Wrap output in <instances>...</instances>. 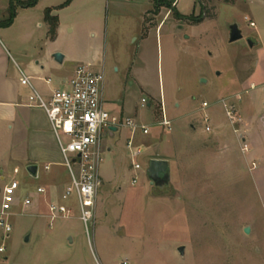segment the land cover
<instances>
[{"label": "rangeland", "instance_id": "rangeland-1", "mask_svg": "<svg viewBox=\"0 0 264 264\" xmlns=\"http://www.w3.org/2000/svg\"><path fill=\"white\" fill-rule=\"evenodd\" d=\"M53 1L59 5L67 0ZM186 1L195 7L196 16L203 13V22L194 26L166 23L146 37H141L139 29L129 38L134 28L126 18L114 16L111 0L103 4L100 19L80 0L61 8V15L76 33L87 30L98 17L107 34L105 72L126 112L148 110L141 106L142 97L154 104L153 98L160 100L165 93L170 101L178 98L182 107L189 101L193 110L206 102L209 106L199 114L214 113L232 123L220 96H226L224 88L236 74L241 76L245 61L264 50V0H202L203 9L199 0ZM233 23L239 24L244 35L259 34L261 45L247 54L249 49L240 47L245 39L230 42ZM132 60L144 86L131 84L128 65ZM159 108L155 104V121L162 118ZM160 128L154 126L153 132ZM125 143L122 139L112 155L104 153L94 225L87 230L77 219L80 211L73 196L68 202L72 215L56 219L46 230L55 234L68 228L74 242L50 252L43 235L37 236L35 230L31 242H13L17 218L12 217L13 230L5 240L0 229V245L11 253V262L19 263L27 255L34 259L45 248L44 264H264V206L248 171L241 170L245 151H234V172L228 178L221 171L225 160L221 162L209 150L192 149L175 162L171 181L155 186L142 176L137 184H130L126 170L132 164ZM64 175L70 184L67 168ZM38 184L45 183L35 179ZM247 226L250 234L244 232ZM181 246L183 255L178 251Z\"/></svg>", "mask_w": 264, "mask_h": 264}, {"label": "crops", "instance_id": "crops-1", "mask_svg": "<svg viewBox=\"0 0 264 264\" xmlns=\"http://www.w3.org/2000/svg\"><path fill=\"white\" fill-rule=\"evenodd\" d=\"M25 1L27 0H0V203L5 185L11 180L19 181L17 202L10 216V222L12 217L17 218V235L12 239L13 242L27 244L36 233L41 238L43 235L50 252H56L55 248L58 246L74 242L73 234L63 227L64 224L63 229L55 234L46 230L54 223L51 222L49 203L60 201L63 191L69 185V178L64 175L66 167L48 117L43 109L28 105L30 88L22 84L21 80L24 75L28 76L34 88L48 98L53 91L65 86V82L72 77L79 64H89L104 71L106 77L103 98L112 115L132 118L150 128L146 135L141 132L134 135V144L142 146L144 152L137 159L141 169H135L131 165L132 169L126 170L130 184H137L141 176L148 179L146 168L152 159L166 160L170 165L172 177L175 162L192 149L209 150L212 156L218 160L221 158V162L225 160L221 171L229 178V174L234 172V151L241 150L245 151V164L241 170L248 171L264 206V50L258 55L254 54L248 62L245 61L243 74H236L237 77L229 82L227 89L224 88V91H227L226 96L219 93L221 101L227 107L230 105L229 108H234L238 114L239 120L234 124L214 113L212 116L208 112L205 115L199 114L209 106L206 102L202 103L201 109L193 110L189 101L182 107L178 98L170 101L165 93L160 95V100L153 98L156 100L154 104L147 99L148 110L144 108L142 112H126L125 103L120 100L105 72L107 34L106 30L101 29L98 17L101 18L102 6L109 0H80L81 6L86 7L93 15L98 14L87 30H81L80 33H76L74 26L70 27L64 22L60 8L63 3L58 5L53 0H38L30 7L18 5L19 2ZM77 1L72 0L68 6L76 4ZM111 1L114 5V16L126 18L134 28L129 38L139 29L142 30L141 37H146L152 29L158 32L166 23L173 26H194L205 20H192L196 16L195 7L189 6L186 0H166L165 5L157 3L156 0ZM11 3L16 6V15L12 24L2 26L1 22L8 18ZM47 9L51 10L52 15H57L59 20L54 39L50 38L49 26L45 21ZM86 37L91 39L88 38L87 41ZM243 39L245 44L242 43L240 47L249 49L247 54L261 45L259 34L253 37L243 33L240 40ZM248 39L253 40L254 46L248 44ZM56 52L64 55L61 63L54 59ZM135 63L136 60H132L128 65L133 79L131 84L144 86L146 83L141 74L134 72ZM47 79H50V82ZM228 101H231L230 104ZM155 104L160 106V118L162 109H165L166 116L172 121L171 131L153 119ZM154 126L162 128L153 132ZM131 135L127 127H113L111 131L106 132L103 137L105 154H114L123 139L126 141L125 148L131 160V151L127 146ZM244 148L246 149L243 150ZM29 165L38 166L37 177H32L27 172ZM46 166L49 168L46 169ZM100 174L103 181L101 170ZM35 179H40L45 184L35 185ZM39 187L44 188L45 193H38ZM28 197L32 198V205L23 210V201ZM97 198L98 192L95 218ZM70 208L71 216L72 207ZM79 216L77 214V219L81 221ZM11 224L13 227L12 222ZM251 227L254 228L252 224ZM43 253H46L45 248L36 253L34 259L27 255L21 263H16L11 262V253H7L5 248L0 251V264H44Z\"/></svg>", "mask_w": 264, "mask_h": 264}, {"label": "built area", "instance_id": "built-area-1", "mask_svg": "<svg viewBox=\"0 0 264 264\" xmlns=\"http://www.w3.org/2000/svg\"><path fill=\"white\" fill-rule=\"evenodd\" d=\"M250 25L255 26V23L250 22ZM47 81L50 82V79ZM21 82L30 88L28 105L45 111L57 138L63 164L71 178V183L63 191L60 201L49 203L51 222L70 216L71 208L68 202L75 196L80 211L79 218L88 230L89 225H94L96 197L102 183L100 168L104 161L105 133L111 131L113 127H127L132 134L127 142L131 151L132 165L135 169H141L142 166L137 159L143 154L144 148L140 145L136 146L133 139L136 132L146 135L150 128L132 118H119L109 112L103 98L105 73L92 65H77L72 77L65 82V86L53 91L48 98L34 88L28 76L24 75ZM147 103V98L143 97L141 106L144 107ZM225 106L231 122L236 123L239 120L236 110L227 107L226 104ZM159 125L169 131L172 130V121L166 116L164 108ZM48 168L46 166V169ZM133 182H136V178ZM19 188V181L11 180L2 191L0 229L3 231V240L13 230L10 216L17 202ZM37 192L45 193V189L39 187ZM88 199L90 202L87 201ZM32 202L31 197L25 198L23 210L31 206ZM4 250L3 244L0 251Z\"/></svg>", "mask_w": 264, "mask_h": 264}, {"label": "water", "instance_id": "water-1", "mask_svg": "<svg viewBox=\"0 0 264 264\" xmlns=\"http://www.w3.org/2000/svg\"><path fill=\"white\" fill-rule=\"evenodd\" d=\"M243 38V32L240 28L238 23H233L229 27V41L235 42ZM248 44L250 46H254V42L251 39H248ZM54 59L57 62H62L64 59V55L61 52H56L54 54ZM202 82H205L206 80L203 78L201 80ZM27 172L32 177H37L38 174V166L36 165H29L27 167ZM146 174L147 177L150 180L151 185L157 186L159 183L162 184H168L171 181V169L170 165L166 160L161 159H152L149 161L148 166L146 168ZM244 232L246 234H250L251 227L247 226L244 228ZM28 240V238H26ZM184 246H181L178 251L181 255L184 254Z\"/></svg>", "mask_w": 264, "mask_h": 264}, {"label": "trees", "instance_id": "trees-1", "mask_svg": "<svg viewBox=\"0 0 264 264\" xmlns=\"http://www.w3.org/2000/svg\"><path fill=\"white\" fill-rule=\"evenodd\" d=\"M38 0H27L25 2H19L18 5L19 6H23V7H30L36 4ZM72 0H67L65 1L62 5H60V8L65 7L67 5L70 4ZM201 5H202V9L204 8L203 2L202 0H199ZM157 3L166 4V0H156ZM16 15V6L14 5V3L10 4L9 7V16L6 20H4L3 22H1L2 26H9L10 24H12L13 19ZM203 19V13L200 16L194 17L192 18V20L194 22H200ZM45 21L47 22L48 26H49V36L51 39H54L56 36V32H57V28H58V16L57 15H52L51 10L47 9L45 12Z\"/></svg>", "mask_w": 264, "mask_h": 264}]
</instances>
